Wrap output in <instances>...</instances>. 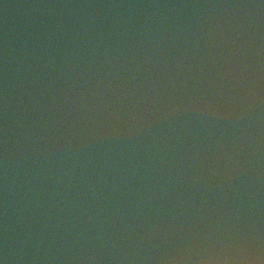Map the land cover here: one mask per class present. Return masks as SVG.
Listing matches in <instances>:
<instances>
[{"label": "water", "instance_id": "obj_1", "mask_svg": "<svg viewBox=\"0 0 264 264\" xmlns=\"http://www.w3.org/2000/svg\"><path fill=\"white\" fill-rule=\"evenodd\" d=\"M0 264H264V0H0Z\"/></svg>", "mask_w": 264, "mask_h": 264}]
</instances>
